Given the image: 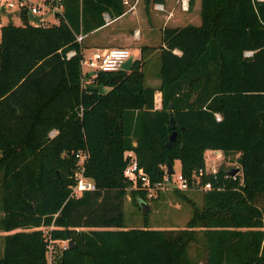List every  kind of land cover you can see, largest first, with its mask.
I'll use <instances>...</instances> for the list:
<instances>
[{"label": "trees", "instance_id": "obj_1", "mask_svg": "<svg viewBox=\"0 0 264 264\" xmlns=\"http://www.w3.org/2000/svg\"><path fill=\"white\" fill-rule=\"evenodd\" d=\"M60 3L57 22L21 11L0 25V264H264V0H200L198 25H164L157 85L141 57L82 84L75 34L124 4ZM206 149L235 154L240 175L198 174ZM125 151L151 183L178 160L201 196L184 226L125 224L127 191L138 209L147 198L123 175ZM78 171L93 186L75 194Z\"/></svg>", "mask_w": 264, "mask_h": 264}, {"label": "crops", "instance_id": "obj_2", "mask_svg": "<svg viewBox=\"0 0 264 264\" xmlns=\"http://www.w3.org/2000/svg\"><path fill=\"white\" fill-rule=\"evenodd\" d=\"M124 10L118 16L110 18L106 12H102L104 23L100 26L83 34L81 41L87 36V43L82 45L87 47V57L91 55L96 48H108L117 46L115 43L122 40L127 41L130 51V58H140L143 60L140 67L143 72V82L148 85H157L158 78V45L160 43V29L164 25L182 26L185 24L198 25L200 0H122ZM156 3H160L164 10L156 8ZM158 20L160 24H157ZM125 22H138L137 34L124 36L126 27ZM157 28L154 32L152 25ZM135 38V39H134ZM143 48L141 49V47ZM173 52L179 53V50L173 49ZM130 60V61H131ZM89 73L90 69L84 70ZM106 89V87H103ZM160 93L155 91L153 94L154 107L160 104ZM219 151L206 149L204 152ZM125 154L131 155L130 151ZM205 160V157H204Z\"/></svg>", "mask_w": 264, "mask_h": 264}, {"label": "rangeland", "instance_id": "obj_3", "mask_svg": "<svg viewBox=\"0 0 264 264\" xmlns=\"http://www.w3.org/2000/svg\"><path fill=\"white\" fill-rule=\"evenodd\" d=\"M157 10L163 11L164 8H156ZM46 21L49 23L52 21V16L50 14L45 15ZM8 21H12L15 24H20L22 22L21 17L16 9H3L0 11V25L7 23ZM160 21L158 20L157 24ZM140 23L138 22H125L124 26L126 27L124 31V36L126 37L129 34H137V26ZM152 25V24H151ZM154 32H157V28L152 25ZM135 39V38H134ZM83 44L84 42L87 43V36L81 41ZM128 42L122 40L120 42L115 43L117 46H127ZM130 53V51H129ZM82 55L87 56V47L82 48ZM88 67L85 65L81 66L82 70H87ZM89 70V68H88ZM204 169L205 171H215L219 166H222L224 169L227 170L226 176H230L231 178H235L236 175H240L239 168L230 173V170L234 167H238L236 162V155L229 154L224 156L221 151H212V152H204ZM172 169L177 171L179 170L178 160H174L172 163ZM129 187H134L130 181ZM172 188H165V189H157L152 190L150 195H147L145 204L148 208L143 211L138 209L136 205H134L130 200V194L127 193L124 196L123 201V210H124V222L127 225L132 226H140L143 223V218H146L147 224L152 227H182L185 224V221L189 219L191 216L192 211V204L193 201L194 205L200 206L201 203V196L200 190L197 188H187L181 189L185 197L178 196ZM151 197V198H148ZM188 199V200H187ZM145 212V213H143ZM45 230V227L43 228ZM3 231H0V235ZM61 245V240L56 243V245ZM194 245L200 246V239L196 240V243L192 242L189 245L188 251L192 255L194 253ZM1 246V244H0ZM51 247V245H50ZM51 249V248H50ZM49 249V251H50ZM47 251L48 259L50 257V253Z\"/></svg>", "mask_w": 264, "mask_h": 264}, {"label": "built area", "instance_id": "obj_4", "mask_svg": "<svg viewBox=\"0 0 264 264\" xmlns=\"http://www.w3.org/2000/svg\"><path fill=\"white\" fill-rule=\"evenodd\" d=\"M157 8H161L160 3H156ZM3 9H16L19 12L26 11L29 14L37 16V20L29 19L33 24H45L49 23L46 21L45 15L50 14L52 16L51 22L58 21V13L61 12L62 5L60 0H0V11ZM83 34L78 32L75 34V40L77 42L81 41ZM72 52V51H70ZM246 53H249L247 51ZM130 56L128 48L124 46H111L108 48H96L92 51L90 56H83L80 63L81 66L85 65L90 69V75L85 79H82V84L87 83V81L95 74V72L100 70H115L121 67L123 61ZM85 72L84 70H82ZM128 155V154H127ZM163 174L161 178L157 181L150 182L147 175L137 164L135 157L131 154L128 157V161L123 167V175L127 177L134 187L138 186L146 190V195H150L152 190L177 188V189H187L189 187L186 178L182 173L177 170H173L171 173L167 172L166 165H162ZM205 169L198 168L197 173L201 174ZM214 170L212 169V172ZM193 184L198 188H209V182H204L202 184L198 183V180H194ZM92 182L88 178H84L80 171L76 173V182L72 186V191L77 194L82 189L92 188ZM61 246L67 244V240H61Z\"/></svg>", "mask_w": 264, "mask_h": 264}, {"label": "water", "instance_id": "obj_5", "mask_svg": "<svg viewBox=\"0 0 264 264\" xmlns=\"http://www.w3.org/2000/svg\"><path fill=\"white\" fill-rule=\"evenodd\" d=\"M28 18H29V19H33V20H37V19H38L37 16H34V15H32V14H29V15H28ZM130 60H131L130 56L127 57V58L123 61L122 65H121V68H125V69H127V68L129 67ZM86 86H87V87H90V88H92V89H94V88H98L99 90L101 89L100 85L86 84ZM170 122H172V119H171V118H170ZM174 135H175V131H174V130H171L170 133H169L168 139H167L166 142H165L166 145L169 144L170 140L174 137ZM166 166H167V172H168V173H171V172L173 171V169H172V167H171V164H170V163H166ZM237 169H238V167H234L233 169L230 170V173L236 171ZM140 208H141V210L145 211V210L148 208V206L145 204L144 201H140ZM67 244H68V245H71V240H70L69 238L67 239Z\"/></svg>", "mask_w": 264, "mask_h": 264}]
</instances>
